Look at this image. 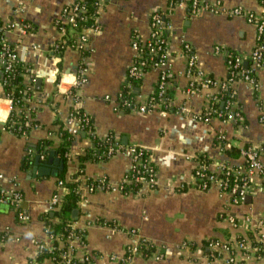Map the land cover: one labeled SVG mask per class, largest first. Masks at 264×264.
I'll use <instances>...</instances> for the list:
<instances>
[{
    "label": "crops",
    "instance_id": "1",
    "mask_svg": "<svg viewBox=\"0 0 264 264\" xmlns=\"http://www.w3.org/2000/svg\"><path fill=\"white\" fill-rule=\"evenodd\" d=\"M77 1L80 0H0V23L6 29V41L25 70L23 84L31 88L27 103L29 127L22 135L3 128L8 101L0 86V188L6 193H21L18 207L27 216L25 222H20L11 206L0 203V264H35L37 243L52 244L42 216H53L48 202L57 189L56 176L37 175L34 168L47 163H41L39 157L38 166L34 161L28 169H21V162L40 140H49L53 149L60 144L59 129L64 128L72 106L68 90L80 63L87 66V74L76 90V107L91 120L97 138L112 134L123 147L149 151L156 184L153 189L140 184L135 192L119 191L116 186L129 170L130 158L119 152L107 160H87L81 165L79 157L92 146L90 129L86 133L80 129L72 135L62 182L78 185L80 199L71 225L83 232V240L69 243L76 256L88 254L92 264H126L122 262L124 250L133 241L128 232L134 230L137 238L153 245L162 257L137 256L127 264H264L263 260L240 256L229 262L227 253L210 258L207 246L212 240L226 241L237 234L252 237L251 226L241 223L239 229L233 230L228 217L264 218V190L230 206L228 196L215 188L198 190L193 180L202 157H206L210 170L222 163L238 166L242 164L240 150L244 146L264 142L260 122V116H264V61L255 73L256 88L240 80L233 84L240 120L226 122L212 117L200 121L194 117L209 107L208 96L217 93V109L223 108L224 101L215 88L198 86L187 92L194 79L187 75L182 51L183 44H189L196 67L221 81L228 76L229 55L241 56L243 66L249 65L247 57L257 37L255 24L244 16L207 11L190 14V0H174L166 47V65L171 74L168 105L147 112L131 107L115 110L135 56L131 39L134 34L140 40L148 39L151 13L167 9L169 0H102L93 18L98 31L86 32L82 50L70 45L78 29L61 24L60 31L55 26L60 18L63 23L62 9ZM204 1H219L227 9L239 7L255 14L264 10L260 0ZM11 24L14 25L9 27ZM19 24H28L29 28L22 30ZM59 43L60 52L53 49ZM157 78L158 70L148 69L135 81L130 95L144 102ZM232 149L239 152L231 153ZM49 158L57 159L53 151ZM261 162L264 166V154ZM101 178L110 189L89 192L86 182ZM67 191L60 189L61 197ZM183 243L187 247H181ZM39 264L50 262L45 258Z\"/></svg>",
    "mask_w": 264,
    "mask_h": 264
},
{
    "label": "built area",
    "instance_id": "2",
    "mask_svg": "<svg viewBox=\"0 0 264 264\" xmlns=\"http://www.w3.org/2000/svg\"><path fill=\"white\" fill-rule=\"evenodd\" d=\"M260 2L262 3L263 0H260ZM101 4L102 0H92L91 6L93 10L90 16L88 14V6L84 0L77 1L62 9L61 16L63 23H61L60 18L55 22V26L60 31L61 24L79 30L77 37L70 42V45L74 49H83L87 39L86 32L98 31V25L94 22L93 18H95L99 12ZM174 5V0H169L167 9L151 13L149 18L150 34L148 39L144 41L140 40L135 34L131 39V47L135 51V56L127 69V78L136 81L139 80L148 69H156L158 70V78L153 91L144 102H138L135 99V95L125 96L120 92L118 95V102L114 107L115 110L131 107L140 112H147L157 108H165L168 105L170 101L168 89L171 86V74L166 65V47L167 34L171 30V23L168 17ZM202 11H207L212 14H224L226 16H244L248 22L256 26V43L247 57L249 65L246 67L243 66V57L229 55L226 60L229 69L228 76L221 81L211 78L197 68L195 56L191 52L190 45L184 43L182 46L183 54L186 56L187 75L194 79V81L189 82L187 92L191 93L199 86L203 88H215L220 96L223 94L227 95L222 109H217V107L214 106L219 100L217 93L208 96L207 101L210 104L209 107L194 118L200 121H208L212 117H218L221 118L222 121L235 122L240 120L241 114L234 101L235 92L233 90V84L240 80L256 88L257 81L255 79V73L262 66L264 61V10L260 14H255L242 10L239 7L227 9L219 1L212 3H207L204 0L189 1L190 14H196ZM87 20L92 21L86 25ZM13 25L14 24H11L9 27ZM19 25L22 30L29 28L28 24ZM5 31L6 29L3 28L0 23V86L3 90L4 87L9 86L11 78L19 71L18 68L20 63L14 48L6 41ZM54 47L53 49L61 48V43L56 44ZM86 74L87 66L80 63L77 66L75 77L68 90V94L72 100V106L69 110L67 122L63 130L70 135H75L76 132L85 125L87 119V115L83 112L85 118H81L82 114H79L80 111L76 107L79 101L76 90L84 83ZM22 75L23 72H20V76ZM30 89V86L26 85L24 95L26 92L30 91ZM128 89H133L131 84H128ZM4 97L8 101V111L7 117L2 121L3 128L4 125L10 121V126L13 127V133L26 135V128L29 127L28 119L30 115V109L27 107L29 98L23 96L22 103L17 106L15 104L17 101L14 100L12 91L6 92L4 90ZM12 115L17 118H26L25 129L21 128L18 121H11ZM260 122L264 126V116H260ZM89 134L91 136L95 135L94 131L91 130ZM112 137V134H107L100 140L106 139L109 141ZM218 139L221 141L222 137L219 136ZM114 141L116 142L115 149L109 147L104 154L111 157L116 153L123 152L131 161L129 170L116 188L119 191L125 192L126 186L133 182H138L139 184H144L153 189L156 184V169L153 165L151 153L137 146L123 147L116 138H114ZM263 154L264 142L244 146L240 150L242 164L238 166H229L228 164L222 163L218 164L215 169L210 170L206 162L199 160L197 168H195L193 172L195 188L198 190L215 188L221 195L229 197L230 206L239 205L247 195L264 190V166L261 162V156ZM39 158L43 160L44 156L40 155ZM56 187L57 189L51 195L48 202L49 211L51 212L59 210L62 198L59 190L64 187L63 182L58 180ZM86 188L89 192H93L97 189H110L106 180L102 178L95 181H87ZM20 200L21 193L18 190L6 193L0 188V203H6L11 206L15 210L17 220L25 222L27 216L18 207ZM228 221L233 230L239 229L241 223L251 226L252 237L237 234L226 241L212 240L207 244L210 250L209 257L216 258L222 253H227L229 255V262L235 261L237 256L244 259L253 258L264 261V218L252 220L249 216H244L240 220H237L234 217H228ZM71 229L74 230L72 225ZM45 232L51 239L52 244L46 246L42 243H37V250L39 252L41 249H46L50 253L46 258L50 264H92L90 255L83 253L80 256H76L74 249L69 244L71 240L80 238L79 234L74 232L70 233L64 241L59 237L50 235L46 230ZM128 234L133 241L125 247L124 257L122 258L123 263L127 264L137 256L154 259L162 257L153 245L142 238H137L134 230H129ZM53 241L57 243V247L53 246ZM65 245V250H62ZM181 247L185 248L187 244L183 243ZM55 249H61V251L54 255L53 251Z\"/></svg>",
    "mask_w": 264,
    "mask_h": 264
},
{
    "label": "trees",
    "instance_id": "3",
    "mask_svg": "<svg viewBox=\"0 0 264 264\" xmlns=\"http://www.w3.org/2000/svg\"><path fill=\"white\" fill-rule=\"evenodd\" d=\"M84 2H86V5L88 6V14L90 16V14L92 13L93 7L91 6L92 4V0H84ZM262 4L264 5V0L262 2ZM90 19V18H89ZM92 20H87L86 25H88L89 23H91ZM58 51H61V48L58 49ZM19 71L17 72V74H15L10 81L9 86L4 87V90L6 92L8 91H12L13 93V98L14 100H16L17 102L15 103L17 106H19L22 103V98L23 96H26V98H30V91L26 92L24 95V90L26 88V86L23 84L22 82V76H20V72H24V69L22 67V65L19 63ZM135 81L131 80V79H127V82L123 85L122 88V93L125 96H130V94H132L131 90L128 89V84H131L132 87H134ZM227 99V95L223 94L222 95V101H225ZM215 107L218 105H214ZM80 111V110H79ZM81 115V118H85L82 111H80L79 113ZM83 116V117H82ZM11 121H18L19 125L21 126L22 129H25V123H26V118H17L16 116L12 115L11 116ZM91 124V120L87 117L85 125L81 128V131H84L89 128L91 131L93 130L92 125ZM11 123L10 121H8V123H6L4 125V128L6 130H9L11 132H13L12 128L10 126ZM86 133V132H85ZM19 134V133H18ZM59 134L61 137V142L60 144L55 148H51V142L49 140H40L39 142H37V144L35 146H33L32 150H30L29 154L27 156L24 157V159L21 162V169H28L30 166L33 165L34 161H35V157L36 156H40L43 155L44 159L41 163H46L47 159L50 156V153L53 151L54 155L56 156V158L62 162V169L58 171L57 175H56V179L58 180H63L64 177V173H65V162H66V153L68 151L69 145L72 141V135L68 134L65 130L59 129ZM112 139L106 140H100L99 138H97V136L93 135H88V137L91 139V143L92 146L90 147V149L86 150L85 154L83 156L79 157V161L81 163V165L87 161V160H94V161H98V160H107L109 157L104 154L107 149L109 147H113L115 149V145L116 142L114 141V135H112ZM119 142V140H117ZM238 153L236 150L232 149L231 153ZM202 161L207 162L206 157H202L201 158ZM40 162V161H39ZM141 174V172H140ZM139 183L138 182H133L130 185L126 186L125 191H132L135 192L138 187H139ZM64 188H66L68 191L67 193H65V195L62 196L61 198V203L59 205V210L54 211L52 213V217L49 216V214H44L42 216V221H43V225H44V229L52 236H56L59 237L60 239L64 240L67 238V236L70 233H76L80 235V238L83 240V232L76 230V229H71V224L73 222V219L71 217L72 212L77 208V203L80 199L79 196V192H78V185L77 182L75 183H69V184H63ZM109 190V189H108ZM55 220V221H53ZM100 223H105V221H100ZM107 223V222H106ZM1 235V234H0ZM53 246L57 247V243L55 241H53ZM66 245L64 246V248L62 250H65ZM60 250H54L53 253L54 255L57 254V252H60ZM50 255V253L46 250V249H41L38 253H37V257L35 258L34 263L35 264H39L41 263L45 258H47Z\"/></svg>",
    "mask_w": 264,
    "mask_h": 264
},
{
    "label": "water",
    "instance_id": "4",
    "mask_svg": "<svg viewBox=\"0 0 264 264\" xmlns=\"http://www.w3.org/2000/svg\"><path fill=\"white\" fill-rule=\"evenodd\" d=\"M36 83H39V80L37 79ZM125 143V142H123ZM38 156L35 157V165L38 166ZM54 165V167H52ZM37 169V175L44 176V175H49V176H56L58 171L62 169V162L55 159L52 160V158H49L46 165L44 166H38V168H34V170ZM77 215V210H74L72 212L71 217L75 218Z\"/></svg>",
    "mask_w": 264,
    "mask_h": 264
}]
</instances>
